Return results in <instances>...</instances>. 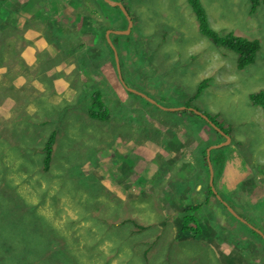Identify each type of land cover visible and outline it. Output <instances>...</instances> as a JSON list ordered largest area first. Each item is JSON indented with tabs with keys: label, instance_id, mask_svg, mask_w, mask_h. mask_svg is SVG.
<instances>
[{
	"label": "rangeland",
	"instance_id": "rangeland-1",
	"mask_svg": "<svg viewBox=\"0 0 264 264\" xmlns=\"http://www.w3.org/2000/svg\"><path fill=\"white\" fill-rule=\"evenodd\" d=\"M103 1L8 2V22L31 43V71L46 78L39 88L32 83L36 97L21 90L10 108L0 95L7 110L6 122L0 117V235L4 242L13 237L12 258L2 255L0 264H264L262 238L232 218L215 195L187 212L199 220V239L181 241L179 232L184 208L205 201L207 144L225 141L186 108L231 130V144L210 151L215 187L264 234V116L249 100L264 91V0H199L214 30L259 43L253 64L242 70L234 51L200 34L189 0H112L123 1L133 25L129 34L111 33L109 40L106 32L96 36L109 25L126 31L128 20ZM85 15L96 23H84ZM5 61L0 84L9 85L20 68ZM23 80L11 85H24L28 77ZM203 81L206 89L195 97ZM93 94L108 108L107 121L90 117ZM174 133L183 145L171 156L166 143ZM181 159L189 167L175 174L172 163ZM221 179L229 190L220 189Z\"/></svg>",
	"mask_w": 264,
	"mask_h": 264
},
{
	"label": "trees",
	"instance_id": "trees-1",
	"mask_svg": "<svg viewBox=\"0 0 264 264\" xmlns=\"http://www.w3.org/2000/svg\"><path fill=\"white\" fill-rule=\"evenodd\" d=\"M9 1L12 0H0V65L7 67L8 64L6 63L5 59H7L8 61L10 60L11 63L14 64H18V70L20 68V71H15L16 73L11 74V77L9 78L8 82L11 84H23L25 82V78L28 77V81L24 84V85H20V86H13L11 84L6 85V84H0V95H3L5 97H8L4 102H2V105H5V107H11L10 106V102L12 100V98L21 90H29L30 92L34 91V86L32 83H40L39 86H37V88L41 87L43 80H45L46 78V74L44 72H41L39 70H33V72L31 71L30 68V64L29 59H28V49H27V44L31 43L29 41H24V39L22 37H18V33L21 30V28H19V25H13L10 22H8V18L7 16H9L10 13V4L8 3ZM81 2V0H79ZM84 0H82L83 2ZM191 3V6L193 7V10L196 14V19L198 22V28H199V32L202 36L208 38L214 45L218 46V47H224L226 49H230L232 51H234L237 55H238V63H237V67L239 69H245L248 65L252 64L254 62L255 56L257 51L259 50V44L257 41L253 40H247L245 38L242 37H237L234 36L232 34H221L219 32H217L216 30H214L212 27H210L209 21H208V17L203 9V7L201 6L199 0H189ZM33 2V1H30ZM81 2V3H82ZM104 2L103 0H101V3ZM123 3V1H122ZM107 7H109L107 4H105ZM82 8L85 11L86 10V4H82ZM82 8L80 6V11H82ZM125 8L128 10L127 6H125ZM108 9L112 10L111 7H109ZM116 10H118V12L121 14L122 18L125 19L124 15L122 14V11L118 8L115 7ZM254 9V8H253ZM253 11V10H252ZM85 12H89V14H93V12L91 10L89 11H85ZM45 13H47L45 11ZM104 15V14H103ZM6 16V19H5ZM106 16V15H105ZM108 20V22H110V24H113V19L108 16H106ZM39 19V18H38ZM82 20L84 23H88L91 22L92 24L96 23L94 22L89 15H85L82 17ZM123 22V20L121 21ZM38 23H43V20H41V22H38L37 20L35 21V24ZM111 30H115L114 27L109 25V28ZM108 29L104 30V32H99L100 34L97 35L96 37H99L101 35H104L105 32L108 31ZM22 45V46H21ZM19 46H21L20 52H19ZM90 48V47H88ZM80 50H84L87 49L86 46L84 44H80L79 48ZM112 52V50H111ZM252 62V63H251ZM25 66V67H24ZM80 67V66H79ZM17 73H19L20 75H17ZM14 75V76H13ZM34 80V81H33ZM206 81V80H205ZM203 81L201 84H199V87L197 89V92L195 94V97H198L201 92L206 89V82ZM35 93V91L33 92ZM95 95V102L92 104L91 109L89 110V115L91 118L100 120V121H107L109 119L110 113L108 108L106 107V105L101 102L98 99V94H93L92 97H94ZM36 97V93L35 96ZM249 100L250 102L255 106V107H259L263 113L264 116V91H259V92H255V93H251L249 95ZM5 107H0V117L3 119V121L6 122V113L7 110ZM8 109V108H7ZM8 111H10V109H8ZM184 112H188L191 115L197 117L199 120L204 121L205 123L208 124L207 121H205L201 116L197 115L196 113L189 111L188 109H186ZM18 117V116H17ZM209 118V117H208ZM210 119V118H209ZM9 120V119H7ZM211 120V119H210ZM213 121V120H211ZM49 122V121H48ZM1 123V122H0ZM51 124V122H49ZM48 123H44L43 125H47ZM218 128H220L225 134L229 135L231 137L232 140H234V137L231 134V130H224L220 125H216ZM1 124H0V144H3V134H1ZM215 133L219 136L220 139L225 140V137L219 133L217 130H215ZM194 138H196L194 136ZM180 139L176 136V134L174 133V138L172 140H170L169 142H167L166 144V148L167 150L170 147V155L172 156V153H175L173 151L177 150V147H181V145H183V143H181ZM54 144V133H50L49 134V138L45 144V158H44V170H49L50 169V163L52 161V146ZM213 143L209 142L206 146V149H208L210 146H212ZM143 147H145L144 145H142ZM3 145H0V148H2ZM226 147H222V149H224ZM217 149H221V148H216L214 150ZM168 155V159L171 161V156ZM3 156H5L3 154ZM1 152H0V161L1 158H3ZM205 157V161L208 164L207 161V155L204 154ZM178 160H175L174 163H172V168L175 174H178L179 170H182L183 167H186L188 169L189 164L187 163V160L185 159H181L177 162ZM166 166V165H165ZM156 174L162 175L163 174V170H158L156 171ZM250 178H252L254 180V178L251 176ZM256 178V176H255ZM250 180V179H249ZM4 181V180H3ZM7 182V181H6ZM8 183V182H7ZM241 182H238V184ZM219 192V191H218ZM237 192V187H236V191ZM260 192V189H259ZM220 193V192H219ZM242 195H244V193L240 192ZM204 196V202L202 203H197V204H190L187 207L188 208H184V213L185 216L181 217V229H180V233H181V241H190L193 239H199L195 236H197V234L199 233V224L197 223L198 218H196L195 214L193 216H187V212H195L197 210L200 209V207L202 206H206L208 203V195L209 196H213L214 193L212 191V187H210V185L208 184V188L207 190H205V193H202ZM234 192H231V195H233ZM1 195V193H0ZM221 197L227 202V205H229L231 208H233V210L241 217V218H245L248 219V214L246 212L245 215H243V212L241 211V214L238 213L236 211V208L231 204V202L229 201V199L224 198V196H222V194L220 193ZM231 198V197H230ZM264 200V197L261 198ZM231 200L237 204V205H241L236 199H232ZM191 200H185L186 204H188V202H190ZM42 200L39 199V202L37 203L39 205V203H41ZM184 202V201H183ZM38 205H34V208L36 210V208L38 207ZM249 206H251L252 208H254L253 204H249ZM223 208L225 210L228 211V209L223 206ZM228 214L234 218V216L228 211ZM39 216V215H38ZM41 216H39V220H40ZM21 220H23V216L21 217ZM44 219H42L43 222ZM199 221V220H198ZM248 220H246L247 222ZM128 222H124V224H122L120 226V228L124 227L125 224ZM248 223V222H247ZM193 224H195V226H193ZM244 224V223H242ZM245 225V224H244ZM132 226H134L135 228H137L138 230L144 231L147 228L137 224L136 222H134L132 224ZM247 226V225H245ZM113 225H110V228H113ZM248 227V226H247ZM252 232H254L255 234H257L259 237L262 238V240L264 241V237L260 234H258L255 230L249 228ZM118 230V228H116L114 230V233H116ZM258 230V229H257ZM264 235V234H263ZM2 241L3 238L0 235ZM13 238V237H12ZM12 238L9 239L8 242H4L3 241V247L2 250H0V258L2 257V255H6L8 256L10 259L12 258V254H13V247H12V243L13 240ZM79 240V239H78ZM77 240V241H78ZM88 249V248H87ZM89 250V254L88 256H93L94 252H92L90 249ZM12 263V261H11ZM257 263V262H256ZM258 264V263H257Z\"/></svg>",
	"mask_w": 264,
	"mask_h": 264
},
{
	"label": "water",
	"instance_id": "water-1",
	"mask_svg": "<svg viewBox=\"0 0 264 264\" xmlns=\"http://www.w3.org/2000/svg\"><path fill=\"white\" fill-rule=\"evenodd\" d=\"M105 2H107V4H109L110 6H112V7H118L121 11H122V13H123V15L127 18V20H128V29L126 30V31H113V30H109L108 32H107V35H108V40H109V35L111 34V33H113V34H116V35H121V34H129L130 33V31H131V27H132V25H133V21H132V18H131V16H130V14H129V12H128V10L125 8V6L123 5V3L122 2H116V1H112V0H105ZM111 46V48H112V50L114 51V56H115V62H116V65H117V70H118V75H119V77H120V80L122 81V76H121V72H120V69H119V58H118V53H117V50L113 47V45H110ZM183 110L185 109V108H182ZM172 111H177V108H174V109H172ZM190 111H192V112H194V113H196L197 115H199V116H201L205 121H207L214 129H216L219 133H221L224 137H225V142H223L222 144H219V145H215V146H211L208 150H207V158H208V166H209V168H210V171H211V178H210V182H209V184L212 186V189H213V191L215 192V193H217L216 191H215V189L213 188V180H212V173H213V171H212V165H211V161H210V156H209V154H210V151L212 150V149H216V148H221V147H226V146H228L229 144H230V142H231V138H230V136L229 135H227V134H225L220 128H218L216 125H214V123L207 117V116H205L204 114H201L200 112H198V111H196V110H190ZM219 196V195H218ZM226 206H227V209H228V211L235 217V218H237L238 220H240L242 223H244V224H247L251 229H253V230H255L258 234H260V235H262L263 237H264V235H263V233L262 232H260L259 230H257V229H254L253 227H251L244 219H242L234 210H233V208H231L229 205H227L226 203H224Z\"/></svg>",
	"mask_w": 264,
	"mask_h": 264
},
{
	"label": "flooded vegetation",
	"instance_id": "flooded-vegetation-1",
	"mask_svg": "<svg viewBox=\"0 0 264 264\" xmlns=\"http://www.w3.org/2000/svg\"><path fill=\"white\" fill-rule=\"evenodd\" d=\"M109 31V30H108ZM107 33V32H106ZM28 45H30V44H28ZM31 49H33V47H31ZM38 59H36L35 61H37ZM211 147V146H210ZM209 147V148H210ZM208 148V149H209ZM209 156H210V154H209ZM207 161H208V158H207ZM213 176V175H212ZM212 180H213V188L215 189V191L217 192V193H215L214 191H213V189H212V191H213V193H214V195L217 197V201L219 202V204L220 205H222V206H225L226 208H227V206L224 204V203H226L227 204V202L221 197V195H220V193L218 192V189L215 187V180H216V178H214V177H212ZM210 185V184H209ZM210 187H212L211 185H210ZM219 195V196H218ZM207 206V205H206ZM235 218V217H234ZM245 225H247V224H245ZM249 227V226H248Z\"/></svg>",
	"mask_w": 264,
	"mask_h": 264
},
{
	"label": "crops",
	"instance_id": "crops-1",
	"mask_svg": "<svg viewBox=\"0 0 264 264\" xmlns=\"http://www.w3.org/2000/svg\"><path fill=\"white\" fill-rule=\"evenodd\" d=\"M184 110H186V108L184 109ZM189 110V109H188ZM179 138V137H178ZM231 138V137H230ZM226 140V139H225ZM225 142V141H224ZM231 142H232V139H231ZM231 142H230V144H231ZM229 146V145H228ZM227 147V146H226ZM168 156V155H167ZM237 175H238V173H237ZM236 175V176H237ZM220 182H222L221 184H220V189L221 190H223V189H227V190H229V187H228V185L223 181V179H221V181ZM261 185V184H260ZM261 188V187H260Z\"/></svg>",
	"mask_w": 264,
	"mask_h": 264
},
{
	"label": "bare ground",
	"instance_id": "bare-ground-1",
	"mask_svg": "<svg viewBox=\"0 0 264 264\" xmlns=\"http://www.w3.org/2000/svg\"><path fill=\"white\" fill-rule=\"evenodd\" d=\"M22 5H23V4H22ZM256 41H257V40H256ZM259 41H260V40H259ZM258 44H259V43H258ZM251 63H252V62H251ZM252 64H253V63H252ZM196 85H197V84H196ZM168 108H169V107H168ZM166 109H167V108H166ZM190 110H191V109H190ZM190 110H189V111H190ZM183 111H184V110H183ZM32 158H33V157H32ZM32 161H33V160H32ZM24 194H25V193H24ZM25 196H26V195H25ZM29 196H30V195H29ZM28 198H29V197H28ZM33 208H34V207H33Z\"/></svg>",
	"mask_w": 264,
	"mask_h": 264
}]
</instances>
